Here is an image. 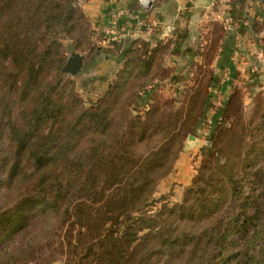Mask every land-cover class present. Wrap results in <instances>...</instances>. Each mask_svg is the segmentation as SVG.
Instances as JSON below:
<instances>
[{
  "label": "trees",
  "instance_id": "1",
  "mask_svg": "<svg viewBox=\"0 0 264 264\" xmlns=\"http://www.w3.org/2000/svg\"><path fill=\"white\" fill-rule=\"evenodd\" d=\"M78 0H0L1 264H264V96L244 121L234 92L184 198L154 194L199 124L213 77L175 102L134 109L167 44L133 43L91 102L64 78L63 39L90 38ZM89 22V23H88ZM54 75V80L50 79ZM15 242L17 244H15Z\"/></svg>",
  "mask_w": 264,
  "mask_h": 264
},
{
  "label": "rangeland",
  "instance_id": "2",
  "mask_svg": "<svg viewBox=\"0 0 264 264\" xmlns=\"http://www.w3.org/2000/svg\"><path fill=\"white\" fill-rule=\"evenodd\" d=\"M87 1L78 0L77 5L85 10L83 5ZM253 1H259L255 6L260 10H256L257 15L250 19L249 25L242 22V19H246L248 15L243 17L244 13L234 11L233 0H216L211 8L210 17L197 23L189 33L183 30L179 35L157 38L153 42L140 33L135 35L133 31L128 32L123 29L115 28V33L102 32L98 28V24L102 23L89 17L90 38L84 40L79 48H76L75 43L69 38L62 40L67 60L77 54L84 58L79 73L73 75L66 71L64 78L74 80L76 91L88 106L104 93L110 79L121 65L123 52L133 43L139 47V52L144 56H147L159 43L167 44L162 58L165 75L158 76L134 104V109L141 113L152 104L164 105L175 101L176 107L183 108L188 89L196 81L205 82L213 77L202 118L194 132L185 139L184 148L178 155L172 171L158 185L154 194V199L157 201L154 209L164 202L173 205L183 200L185 191L191 185L203 159L210 153L211 138L218 132L220 126H230L233 121L226 118L225 109L234 92H239L237 104L245 122L252 120L257 112L256 98L260 95L264 96V18H262L264 0ZM244 5L245 3L242 4L241 9H244ZM238 14L242 16H238L241 22L237 24L235 17ZM230 24L237 26L234 29L229 26ZM130 36L133 38H128L124 43ZM111 37L122 40L121 47L111 48L110 43L113 42ZM109 47L117 52L119 48L122 50L119 56L121 59L114 58L119 62L114 67L104 65L106 59H110V56L116 53L110 51ZM53 78L52 74L50 79L54 80ZM1 136L4 138L2 142L7 146V133L4 131ZM187 152L190 163L182 174L186 178H181L178 162ZM26 186L27 184L22 185L19 189L8 188L6 184L0 186V207L3 201H9L7 196L10 192L6 193L5 190H26ZM3 231L4 227L0 226V233ZM8 243V240L2 242L0 248L7 246ZM18 264L35 263L21 261ZM56 264L61 263L58 261Z\"/></svg>",
  "mask_w": 264,
  "mask_h": 264
},
{
  "label": "crops",
  "instance_id": "3",
  "mask_svg": "<svg viewBox=\"0 0 264 264\" xmlns=\"http://www.w3.org/2000/svg\"><path fill=\"white\" fill-rule=\"evenodd\" d=\"M233 1V6L235 7L234 11L236 13H244L243 17L248 15V19L243 18L242 22L249 25L250 19L257 15L256 10L258 8L256 9V3H259V1ZM215 2L216 0H153L151 7L145 8L140 3V0H88L83 7L92 20L102 23L98 24V28H100L102 32H107V30L111 28H116L118 30L123 29L128 32L133 31L135 35L140 33L147 40L154 42L157 38L162 39L170 35H179L183 30L189 33V30L196 26L197 23L210 17V11ZM243 3H245L244 9H241ZM238 16L242 15L238 14L237 17H235L237 24L241 22ZM262 18H264V16ZM229 26L234 27L232 24ZM249 30H251V28ZM111 38L113 39V42L109 40V42L112 43H110L111 48L116 46L121 47L120 42L122 40L116 37ZM128 38L132 39L133 37H127L124 43L127 42ZM110 47L109 50L116 51L117 54L115 53L110 56V59H106L104 65L114 67L115 64L119 63L116 59L121 56L120 52L122 50L119 48L120 50L117 52V50L110 49ZM119 59L121 58L119 57ZM188 156L189 152L184 153L182 159L178 162L180 175H182L189 166L190 161ZM181 178L186 177L182 175Z\"/></svg>",
  "mask_w": 264,
  "mask_h": 264
},
{
  "label": "water",
  "instance_id": "4",
  "mask_svg": "<svg viewBox=\"0 0 264 264\" xmlns=\"http://www.w3.org/2000/svg\"><path fill=\"white\" fill-rule=\"evenodd\" d=\"M84 58L82 55H76L68 60L65 70L73 75H77L82 69Z\"/></svg>",
  "mask_w": 264,
  "mask_h": 264
},
{
  "label": "built area",
  "instance_id": "5",
  "mask_svg": "<svg viewBox=\"0 0 264 264\" xmlns=\"http://www.w3.org/2000/svg\"><path fill=\"white\" fill-rule=\"evenodd\" d=\"M140 3L142 4L143 7L150 8L152 3H153V0H140ZM120 14H121V12H120ZM107 32L108 33H115V29L114 28L108 29Z\"/></svg>",
  "mask_w": 264,
  "mask_h": 264
}]
</instances>
